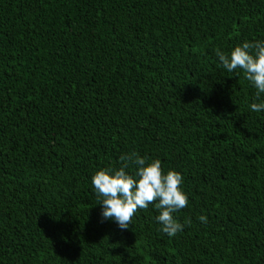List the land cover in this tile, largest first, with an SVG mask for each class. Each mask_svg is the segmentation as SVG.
<instances>
[{
  "label": "trees",
  "instance_id": "obj_1",
  "mask_svg": "<svg viewBox=\"0 0 264 264\" xmlns=\"http://www.w3.org/2000/svg\"><path fill=\"white\" fill-rule=\"evenodd\" d=\"M246 41L264 0H0V264H264V94L217 56ZM132 152L183 176L175 237L102 217Z\"/></svg>",
  "mask_w": 264,
  "mask_h": 264
},
{
  "label": "clouds",
  "instance_id": "obj_2",
  "mask_svg": "<svg viewBox=\"0 0 264 264\" xmlns=\"http://www.w3.org/2000/svg\"><path fill=\"white\" fill-rule=\"evenodd\" d=\"M217 56L229 73L237 69L243 72L244 78L256 89L257 99L264 94V41H246L230 54L218 51ZM250 110L264 111V102L251 103ZM120 161L118 170L103 169L92 176L91 182L103 209L102 217L115 221L121 230H127L138 210H146L154 204L160 213L156 219L163 233L175 237L183 231L185 225L174 217L189 203L181 188L183 176L174 170L165 174L159 159L149 163L147 157L136 152L122 155ZM131 167L136 169L133 174L126 171ZM199 220L206 223L207 217L200 216Z\"/></svg>",
  "mask_w": 264,
  "mask_h": 264
}]
</instances>
